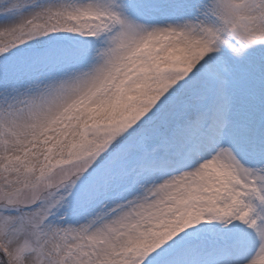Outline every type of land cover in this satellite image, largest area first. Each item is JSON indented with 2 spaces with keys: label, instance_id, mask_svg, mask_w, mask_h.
<instances>
[{
  "label": "snow or ice",
  "instance_id": "1",
  "mask_svg": "<svg viewBox=\"0 0 264 264\" xmlns=\"http://www.w3.org/2000/svg\"><path fill=\"white\" fill-rule=\"evenodd\" d=\"M0 264H264V0H0Z\"/></svg>",
  "mask_w": 264,
  "mask_h": 264
}]
</instances>
